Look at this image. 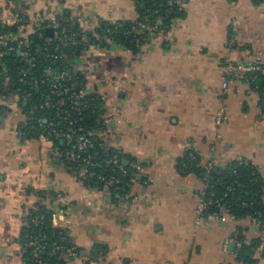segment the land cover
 Wrapping results in <instances>:
<instances>
[{"label":"crops","instance_id":"1","mask_svg":"<svg viewBox=\"0 0 264 264\" xmlns=\"http://www.w3.org/2000/svg\"><path fill=\"white\" fill-rule=\"evenodd\" d=\"M136 6L0 0V17L56 12L90 21L108 45L84 44L72 68L102 100L107 147L125 165L140 162L150 181L135 184L128 200L82 185L59 146L23 136L25 111L0 81V264H25L26 217L41 205L54 230L88 257H63L66 264H239L240 239L260 241L254 258L264 264V229L224 208L220 217H200L203 177L179 169L188 152H197L203 164L213 159L223 169L243 161L264 178L261 95L243 68L264 64V0H182L165 35L137 51L102 37L100 23L136 21ZM221 108L228 119L218 126Z\"/></svg>","mask_w":264,"mask_h":264},{"label":"trees","instance_id":"2","mask_svg":"<svg viewBox=\"0 0 264 264\" xmlns=\"http://www.w3.org/2000/svg\"><path fill=\"white\" fill-rule=\"evenodd\" d=\"M179 5H174L171 8L166 6L165 0H137L136 9L138 11L139 18L136 21L121 22L116 25H112L107 22H102L98 25L97 30L103 36H107L112 40H116L127 47L137 51L140 46L138 45V40H143L144 35H138L134 33L133 29L136 27L137 23L144 21L147 18H151L153 21L157 17H162L159 22V26L162 30L167 31L172 24V21L177 16ZM67 24V23H66ZM65 24V25H66ZM44 26V25H43ZM42 26V27H43ZM36 29V28H35ZM71 31L76 32L77 28L71 29ZM15 34L17 33L16 26H7L0 21V35L2 34ZM63 36V35H62ZM52 38L51 43H47L45 39ZM101 37V38H102ZM32 43L29 47L25 48L28 52L29 57L36 58V66L32 67L26 59V56L19 51L5 50L6 48L1 47L0 52H3L2 60L4 65L9 69L7 75L10 77L9 85L2 84L1 91L10 96L13 92L24 93L26 91H32L33 99L27 105L20 103V106L33 117L32 120L28 121L23 127L22 132L25 138H35L38 134L45 131L48 127L50 121H59L60 119L56 116V110L50 106H46L44 109L34 110L33 105L42 102L47 97H51L55 102L58 98L52 95L51 87L46 83H41L39 90L31 87V82L35 79L42 81L45 78H51L53 74L58 71L66 70L69 74V78L62 81L64 87H69L72 82L76 83V90L85 89L84 79L79 72H75L72 68L71 58L67 57L71 54L70 47H63V41L61 38L56 37L54 33L48 34L47 28H38L31 37ZM10 43L12 39H9ZM76 41L80 42L78 44V49L75 54L71 57H77L81 50V38L76 37ZM98 43L103 45L106 44L101 39H96ZM59 47V51H54L56 47ZM49 47V55H43L40 53L39 48ZM77 48V45H76ZM68 52L67 56H63L64 52ZM57 54V58L54 55ZM22 70H27V75L24 81H21L23 73ZM51 73H49L50 71ZM249 81L252 82L253 86L259 85L258 91L261 95L260 105L264 111V73L257 71L247 75ZM255 79L252 81V78ZM5 80V75L0 77V81ZM65 99L64 108L72 111L74 109L73 105L69 104L66 95L62 96ZM90 97H93L90 100ZM96 95L88 96L84 100L87 103L93 104L87 110L83 109L80 118H77L78 125L83 126L87 130H102L103 126V110L101 109V102L95 100ZM99 104V106H97ZM34 112L33 114H31ZM47 119L48 122L43 123L41 120ZM40 120V121H38ZM65 124V123H62ZM98 142L101 143L100 140ZM54 143L59 146L63 151H68L69 147L65 141L62 139H54ZM93 151L98 154V159H103L106 155L104 149L96 147ZM188 152L187 155L182 159L179 165V169L183 173H196L203 178L206 176L205 164H203L202 158L196 152H193L196 159L193 160ZM122 163L123 159H122ZM128 169L130 166L125 165ZM123 179H127L126 176H122ZM207 185L205 188V200L209 203V209L203 215L204 218L209 217L215 212L221 211L222 208L227 209L230 214L238 218H256L259 224H264V178L260 174L259 170L251 164L245 163L243 161H234L227 165L225 168L221 169L214 167L210 174L208 175V180L204 182ZM45 215L43 224L40 226H34L32 220L37 215ZM260 226V228H262ZM46 235L48 248L44 253L43 257L46 261L45 264H66L65 259L61 257L60 253H53L52 244L54 242L63 243L70 245L68 239L63 233L55 231L51 225V214L43 206H38L32 209L29 215L26 217V226L22 232V243L28 240L27 236H37ZM241 244L236 249L239 264H257L254 255L256 254L260 241H253L251 244H246L242 239L239 240ZM33 250H29L25 258H31L32 260ZM26 264V261H25Z\"/></svg>","mask_w":264,"mask_h":264},{"label":"built area","instance_id":"3","mask_svg":"<svg viewBox=\"0 0 264 264\" xmlns=\"http://www.w3.org/2000/svg\"><path fill=\"white\" fill-rule=\"evenodd\" d=\"M166 6L171 8L174 5H179L182 0H165ZM162 20V17H157L155 21L151 18H147L144 21L137 23L134 27V33L138 35H144L143 40H138V45L140 48L149 42L152 38H161L165 35L166 31L162 30L159 26V22ZM0 21L7 26H16L17 33L10 35L2 34L0 35V48L4 47L5 50L19 51L26 56L30 65L32 67L36 66V58L29 57L28 52L25 48L29 47L32 43L31 37L35 31H38V28H47L51 29L52 33L56 37L61 38L64 42L63 47H70L71 54L68 55V52H64L63 56L71 58V61L74 57L71 55L75 54L78 49V44L80 42L76 41V37L81 38V49L84 44L97 42L96 39H100L99 35H96L95 31L89 28L90 21L86 19L83 15L74 18H66L64 15L50 12L48 15H34V16H25V15H6L0 17ZM67 23V24H66ZM66 24V25H65ZM44 25V26H43ZM43 26V27H42ZM36 28V29H35ZM77 28L76 32L71 31V29ZM63 35V36H62ZM12 39L13 43H10L9 39ZM47 43L53 41L52 38L45 39ZM235 38H232L231 44H235ZM77 45V48H76ZM40 53L43 55H49L50 48L44 47L39 48ZM59 51L57 46L54 50ZM3 52H0V77L5 75V80L1 82L2 84L9 85L10 77L7 75L9 69L4 65L2 60ZM54 58H57V54L54 55ZM230 63V59H227ZM240 68H242L240 66ZM246 71V80L249 82L248 74L260 71L264 73V64L261 63H252L249 65L243 66ZM50 71V70H49ZM23 76L21 81H24L25 76L27 75V70H22ZM51 73V71L49 72ZM71 79L66 70L58 71L53 74L51 78H45L42 81L35 79L31 82V87L39 90L41 83L46 82L52 90V95L55 96L57 101H53L51 97H47L42 102L34 104L33 109H44L46 106H50L56 110V116L60 119L59 121H50L48 127L45 131L42 130L35 138L40 142L52 141L54 139H62L65 141L69 150L65 152L66 166L67 169L78 178L80 183L84 186H87L89 189L105 193L107 195L114 196L119 194L120 196L125 197V200L130 199V189L135 184H148L150 181L148 179H143L142 172L144 166L140 162H134L130 169H128L124 163H122V154L115 150L108 148L104 142V135H106V130H87L83 126L78 125L77 118H80L82 115L83 109L87 110L93 104L87 103L84 99L88 96L96 95L95 100L101 102V109L103 110V103L99 95L96 93L88 92L86 87L85 89L76 90V83L72 82V85L69 87H64L62 81L64 79ZM254 80V77H251ZM229 81L225 80L222 83V88L226 91L229 88ZM66 97L70 105L74 106L72 111L65 109L64 102L65 99L62 96ZM9 97L14 98L20 105H24L32 102L33 93L32 91H26L24 93L13 92ZM93 97H90L92 100ZM99 106V104H97ZM32 112L31 114H33ZM260 116L261 122H264V111L262 109ZM26 122L25 124L32 120L33 117L25 112ZM81 119V118H80ZM103 124L108 123L106 118H104L103 111ZM228 119L225 108L219 109L216 114V124L219 126L225 120ZM40 121V120H38ZM43 123L48 122L47 119L41 120ZM65 123V124H62ZM98 140L101 141L98 142ZM96 147L104 149L107 153L103 159H98V153L93 151ZM192 159L195 160L196 157L193 152L190 153ZM215 162L213 159H210L205 164L206 176L203 178L204 182L208 180V175L210 171L215 167ZM122 176H126L127 179H123ZM204 188L199 191V203L197 206V212L200 217H203L205 212L209 209V204L205 200V188L207 187L204 184ZM227 210V209H226ZM227 212H229L227 210ZM222 216V211L215 212L209 217H220ZM45 215H37L32 223L34 226H40L43 224ZM249 220L258 225L259 227L262 224H259L256 218H249ZM262 227V226H261ZM264 229V224L263 227ZM29 237L25 241L23 246L24 253L31 249L33 250L32 260L29 258L26 259V264H45L46 261L43 257L44 253L48 248L47 237L46 235H37V236H27ZM70 243V242H69ZM241 244L239 243V246ZM53 253H60L61 257H69L75 259H88L86 253L77 247L76 245L70 243L66 245L63 243L54 242L52 244Z\"/></svg>","mask_w":264,"mask_h":264},{"label":"rangeland","instance_id":"4","mask_svg":"<svg viewBox=\"0 0 264 264\" xmlns=\"http://www.w3.org/2000/svg\"><path fill=\"white\" fill-rule=\"evenodd\" d=\"M110 39H111V38H110ZM16 109H17V106H13V107H12V110L15 111ZM22 134H23V132H22Z\"/></svg>","mask_w":264,"mask_h":264},{"label":"water","instance_id":"5","mask_svg":"<svg viewBox=\"0 0 264 264\" xmlns=\"http://www.w3.org/2000/svg\"><path fill=\"white\" fill-rule=\"evenodd\" d=\"M48 34H50V35L52 34V30L51 29L48 30Z\"/></svg>","mask_w":264,"mask_h":264}]
</instances>
